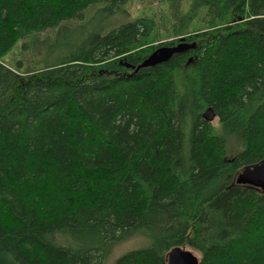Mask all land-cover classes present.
Segmentation results:
<instances>
[{
  "label": "trees",
  "instance_id": "1",
  "mask_svg": "<svg viewBox=\"0 0 264 264\" xmlns=\"http://www.w3.org/2000/svg\"><path fill=\"white\" fill-rule=\"evenodd\" d=\"M131 1L0 0V264H103L139 233L115 264H264V192L236 184L264 161V0H165V34Z\"/></svg>",
  "mask_w": 264,
  "mask_h": 264
},
{
  "label": "rangeland",
  "instance_id": "2",
  "mask_svg": "<svg viewBox=\"0 0 264 264\" xmlns=\"http://www.w3.org/2000/svg\"><path fill=\"white\" fill-rule=\"evenodd\" d=\"M189 5L188 3H185ZM127 10L130 13L131 18L123 20V22L127 21H133L137 16H142V15H147L148 14H153L155 19L157 20L158 27L160 29V32L162 31L163 34L169 33L167 32L168 29L171 28L170 26V15L171 12L169 11V7H167V1L165 0H133L127 5ZM200 14H198L197 17H199ZM121 22V23H123ZM81 24H76L75 29L76 30H71L68 34H61V36H69L74 33L75 35H79L81 32L84 30L89 29L88 27H83ZM116 26V25H114ZM166 40L159 41L158 43L165 42ZM171 41V39L167 40ZM22 47V42H20L17 47L13 48L11 52L4 58V61L7 65L14 67L17 65V62L19 59H23L21 56V52L19 49ZM49 44L46 43V45H36L32 47L31 52H45L46 50H49ZM26 55V54H25ZM212 124L214 126L218 125V120L216 117H213L211 120ZM230 157H232V154H229ZM150 240L148 239L147 236H145L142 233H139L135 235L134 237L119 243L117 246L113 248L111 253L107 256L105 262L103 264H115L116 261L121 258L123 255L132 252V251H137V250H142L146 249L149 247ZM192 251V250H191ZM197 257H199L198 253L195 251H192Z\"/></svg>",
  "mask_w": 264,
  "mask_h": 264
},
{
  "label": "water",
  "instance_id": "3",
  "mask_svg": "<svg viewBox=\"0 0 264 264\" xmlns=\"http://www.w3.org/2000/svg\"><path fill=\"white\" fill-rule=\"evenodd\" d=\"M182 51L183 47L181 44L175 47H159L138 67V69L166 63L174 54ZM204 117L207 120H212L214 115L208 110L204 113ZM236 184L249 186L264 192V161L253 166L245 167L237 175ZM167 264H199V257L190 250L174 248L167 256Z\"/></svg>",
  "mask_w": 264,
  "mask_h": 264
}]
</instances>
